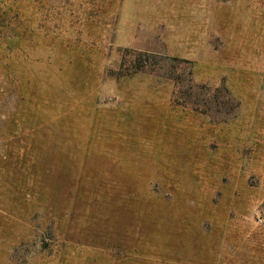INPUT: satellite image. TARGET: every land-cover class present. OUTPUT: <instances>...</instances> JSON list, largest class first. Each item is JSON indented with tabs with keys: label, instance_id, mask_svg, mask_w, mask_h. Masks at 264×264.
Segmentation results:
<instances>
[{
	"label": "rangeland",
	"instance_id": "obj_1",
	"mask_svg": "<svg viewBox=\"0 0 264 264\" xmlns=\"http://www.w3.org/2000/svg\"><path fill=\"white\" fill-rule=\"evenodd\" d=\"M0 264H264V0H0Z\"/></svg>",
	"mask_w": 264,
	"mask_h": 264
}]
</instances>
